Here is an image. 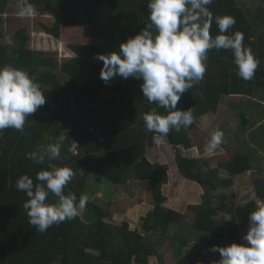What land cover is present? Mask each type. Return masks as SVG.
<instances>
[{
  "label": "trees",
  "instance_id": "obj_1",
  "mask_svg": "<svg viewBox=\"0 0 264 264\" xmlns=\"http://www.w3.org/2000/svg\"><path fill=\"white\" fill-rule=\"evenodd\" d=\"M10 1L0 0V68L11 66L27 71L41 86L46 103L26 118L23 132L8 128L0 133V264H150L151 257L164 264V253L172 240L165 238L173 225L182 224L185 213L166 204L168 197L163 186L170 166L148 159V148L154 147L159 134L146 130L143 116L152 111L166 115L167 111L144 98L142 80L117 76L105 84L100 79L103 62L95 59L97 54L112 53L110 49L118 52L120 44L147 26L149 0H29L33 7L54 17L52 24H40L43 30L75 53L63 61L54 51L32 48L26 27L8 35L3 33L2 14ZM104 8L109 11H103ZM209 8L214 17L235 19V25L225 34L241 32L244 46L252 50L260 64L253 79L245 81L238 75L232 50H209L203 80L186 91L177 104L180 110L193 109L194 123L186 130H171L163 136L176 148L194 147L193 132L199 127L200 117L217 113L225 96L252 95L264 87V41L256 36L245 10L238 0H214ZM210 34L213 37L221 34L214 20ZM58 68L68 76L65 82ZM131 118L134 120L130 121ZM61 135L65 140L60 159H46L44 164H37L27 158V153L43 149L50 142L48 137L56 143ZM74 140L79 143L75 156L68 151ZM176 161L180 174L194 183L195 193L199 195L188 206V211L195 213L193 228L212 235L205 239L210 249L214 245L243 244V224L248 225V231L250 213L264 204V177L260 174L255 179L258 201L253 199L245 205L228 207L223 201L215 204L211 192L219 191L221 186H233L234 178L251 171V155L236 154L207 172L199 166L203 159L177 153ZM65 166L75 176L64 192L74 193L77 202L81 195L87 197V189L92 190L89 185L92 175L102 178L108 186L126 184L131 175L148 181L154 209L143 218L142 230L146 234L132 230L128 222L120 225L108 222L110 213L88 197L85 207L90 212V222L79 214L39 232L29 223L23 207L28 197L15 184L23 175L36 184L39 171ZM97 189L92 191H101ZM217 195L226 198L223 192ZM46 202L55 204L57 198L49 193ZM219 212L229 213L230 220L217 222L215 217ZM93 214L97 220L92 218ZM151 233L165 237L159 247L147 237ZM182 249L183 246L175 248L179 259L183 256ZM212 253L220 257L219 252ZM186 255L192 257L190 253Z\"/></svg>",
  "mask_w": 264,
  "mask_h": 264
},
{
  "label": "clouds",
  "instance_id": "obj_2",
  "mask_svg": "<svg viewBox=\"0 0 264 264\" xmlns=\"http://www.w3.org/2000/svg\"><path fill=\"white\" fill-rule=\"evenodd\" d=\"M213 2L149 0L150 22L147 26L120 44L118 52L95 56L96 60L103 62L100 79L105 84L117 76L142 80L144 98L167 111L166 115L155 111L144 114L143 121L148 132L167 136L171 130L180 132L194 123L193 109L180 110L177 104L186 91L203 80L209 50H232L239 77L249 81L255 76L260 61L250 48L244 46L241 32L225 34L236 21L230 16L214 17L209 8ZM19 4L21 16L33 14L29 0H19ZM213 20L221 33L215 37L210 34ZM45 103L41 86L27 71L11 66L0 68V133L8 128L23 132L26 118ZM223 138V131L212 132L206 151L214 152L221 146ZM64 140L65 137L61 135L56 143L26 156L37 164H44L46 159H60ZM78 147L79 143L75 141L68 151L75 156ZM74 176L75 172L65 166L39 171L36 184L28 175H23L16 182V189L28 197L23 207L27 210L29 223L39 232H46L53 225L74 219L85 208L86 196L81 195L77 202L74 193L64 192ZM49 193L57 198L55 204L46 202ZM242 239L246 243L212 246L210 250L219 252L221 256L216 264H264V204L258 205L250 213L249 230Z\"/></svg>",
  "mask_w": 264,
  "mask_h": 264
},
{
  "label": "rangeland",
  "instance_id": "obj_3",
  "mask_svg": "<svg viewBox=\"0 0 264 264\" xmlns=\"http://www.w3.org/2000/svg\"><path fill=\"white\" fill-rule=\"evenodd\" d=\"M253 1L256 5L249 7L252 0H238L239 5L245 9L250 20L253 19L256 13V7H260L263 3L262 0ZM33 10L31 16H21L19 1L11 0L8 9L2 14L3 33L8 35L20 27H26L30 34L29 44L32 48L54 51L59 55L61 61L72 57V53L66 46L59 44L57 39L45 33L40 25L52 24L54 18L42 9L33 7ZM254 28L256 33L264 35V26L257 25ZM110 51L113 52L112 49ZM57 72L63 82L68 79V76L60 68H58ZM242 100L245 102V106L242 104L243 108H240L238 105L241 103L233 99L230 100V104L233 107L237 106V112L243 114L249 122L254 123L250 128L245 127L243 117L235 113L233 107L225 108L222 109V113L231 115L223 116L222 113H212L199 120L201 128L198 131L196 130V133L193 132L195 140L194 147L191 149H183L182 146L178 148L173 147L167 141L163 140L164 138L160 135H156V144L154 147L148 148L147 157L151 162L166 163L170 166L168 180L163 186V191L168 197L166 204L175 210L185 213L182 224L173 225L171 233L166 238L160 233L147 234L149 240L156 243L157 247L164 242V238L168 239V237H172V240L168 242L169 248L164 253V264H194V262L195 264H216L221 258V256L219 257L210 251V245L205 240L207 237H212V235L206 232L196 231L192 226L195 213L188 211V206L199 199V195L195 193L196 188L194 183L180 174L176 161L177 153L188 158L203 159V163L199 164V166L205 172L209 171V168H217L220 162L232 159L236 154L247 153L251 155L253 160V168L251 171L234 178L233 186H221L219 191H212L211 194L213 195L215 204H221L223 201L228 207L231 205H245L253 199L258 201L255 179L260 174L264 177V127L256 128L258 127L256 125L258 121L264 119V107L260 106L257 102H254L252 107H248V104L252 105V101ZM133 120L134 118L130 119V121ZM223 121L224 128L221 129L218 123ZM215 129L223 131V142L214 152L208 153L206 146L211 138V133L216 131ZM48 139H50V142H47L46 146L52 144V137H48ZM90 180L89 185L91 189L98 188L101 191L97 189L99 192L96 193L87 189V197L90 201L95 202L110 213V217L106 219L108 222L115 225L128 222L132 230L139 229L143 232V218L154 209L152 197L150 196L151 184L148 181H140L132 175L126 184L118 186H108L97 175H92ZM106 190H109V193H106ZM219 192L226 194V198L218 196L217 194ZM88 213L90 212L86 207L79 212L85 221L90 222L91 216ZM92 216L94 220H97L95 214ZM230 218L231 215L229 213L219 212L215 220L223 224L225 220H230ZM247 229L248 225L243 224V230H241L242 237L247 233ZM174 234H176L175 240ZM244 243L246 242L243 240ZM181 245L183 246V256L179 259L175 248L182 247ZM188 253L192 257H188L186 255ZM149 263L161 264L157 257H151Z\"/></svg>",
  "mask_w": 264,
  "mask_h": 264
},
{
  "label": "crops",
  "instance_id": "obj_4",
  "mask_svg": "<svg viewBox=\"0 0 264 264\" xmlns=\"http://www.w3.org/2000/svg\"><path fill=\"white\" fill-rule=\"evenodd\" d=\"M262 4L260 5V7H256V13H255V15L253 16V19H251V23H252V26L254 25V26H257V25H260V26H264V15H262V14H264V0H262ZM256 5V3L252 0V2H250V4H249V7H251V6H255ZM244 9V8H243ZM245 10V9H244ZM103 11H105V12H108L109 11V9L108 8H104V10ZM258 12V13H257ZM261 12V13H260ZM101 19L103 18L102 17V14L99 16ZM254 26H253V29H255L254 28ZM264 29V28H263ZM46 33V32H45ZM256 36L257 37H262V41H264V35H262V34H260V33H257L256 34ZM58 43H62L64 46H66V44L65 43H63V42H60V41H58ZM66 48L72 53V57L75 55V53L70 49V48H68L67 46H66ZM71 58V57H70ZM59 59H60V57H59ZM230 77H232V75L230 76ZM264 98V87H260L256 92H254L252 95H241V94H238V95H236V94H232V95H230V96H225L224 98H223V100H222V103H221V105H220V108H219V111L217 112V113H222V109H225V108H231V107H233L231 104H230V100L231 99H233L234 101H237L238 103H241V104H238L239 106H240V108H243V105L245 106V102H243V100L242 99H246V100H251L252 102H251V104L252 105H250V104H248L247 106L248 107H252L253 106V103L254 102H257V103H259V105L260 106H263L264 107V100H262ZM243 104V105H242ZM234 108V112L235 113H237V114H239L238 112H237V110H238V107L236 106V107H233ZM212 113H208V114H205V115H203L202 117H200V119H202L204 116H208V115H211ZM223 114V116H228V115H231V114H226V113H222ZM239 115H242V114H239ZM262 118V117H261ZM199 119V120H200ZM200 124V123H199ZM244 124H245V127H247V128H250L251 126H253V124L254 123H252V122H249L248 120H247V118L244 120ZM203 125V124H202ZM218 125L220 126V127H222V128H224V121L223 122H221V123H218ZM256 126H258V127H256V128H259V127H264V119L263 120H261V121H258L257 122V125ZM238 127V126H237ZM200 128H201V125H199V127H198V129L200 130ZM216 128H217V126H216ZM198 129H196L197 131H198ZM196 130L194 131L195 133H196ZM216 130V129H215ZM210 133V132H209ZM163 137V136H162ZM193 138H194V140H195V137L193 136ZM164 140V139H163ZM155 144H156V142H155ZM183 149H185L184 147H182ZM242 176V175H241Z\"/></svg>",
  "mask_w": 264,
  "mask_h": 264
}]
</instances>
